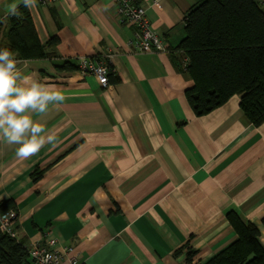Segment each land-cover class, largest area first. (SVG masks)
<instances>
[{
    "label": "crops",
    "instance_id": "1",
    "mask_svg": "<svg viewBox=\"0 0 264 264\" xmlns=\"http://www.w3.org/2000/svg\"><path fill=\"white\" fill-rule=\"evenodd\" d=\"M117 1L38 0L28 10L39 41L58 44L52 59L15 53L17 66L66 100L39 118L58 133L56 148L20 160L0 143V204L13 203L20 241L49 234L80 264H188L189 251L204 264L237 240L231 213L264 247V122H250L239 97L200 117L186 99L193 81L178 47L196 0H131L169 50L145 55L129 47L134 27ZM11 2L0 0V48ZM81 56H111L107 88L78 73Z\"/></svg>",
    "mask_w": 264,
    "mask_h": 264
},
{
    "label": "trees",
    "instance_id": "2",
    "mask_svg": "<svg viewBox=\"0 0 264 264\" xmlns=\"http://www.w3.org/2000/svg\"><path fill=\"white\" fill-rule=\"evenodd\" d=\"M22 18L7 17L6 48L22 60L55 58L58 39L42 44L28 9ZM185 38L178 50L189 59L186 73L193 87L186 92L197 117L239 97L240 108L256 126L264 122V14L258 0H196L184 18ZM182 56V55H181ZM65 63L59 69L69 67ZM77 69V67H76ZM113 74L109 75L112 76ZM41 177L35 174V180ZM3 212L14 210L12 202L0 204ZM227 219L237 240L204 264H264L260 233L235 214ZM193 252L187 253L191 264ZM0 264H31L25 244L0 233Z\"/></svg>",
    "mask_w": 264,
    "mask_h": 264
},
{
    "label": "clouds",
    "instance_id": "3",
    "mask_svg": "<svg viewBox=\"0 0 264 264\" xmlns=\"http://www.w3.org/2000/svg\"><path fill=\"white\" fill-rule=\"evenodd\" d=\"M37 3L38 0H13L6 5L4 19H20L21 6L31 11ZM17 65L16 54L9 48H0V143L16 146V157L26 160L46 145L51 146L50 150L58 146V133L49 130L39 118L52 106L63 104L66 96L55 84L23 74Z\"/></svg>",
    "mask_w": 264,
    "mask_h": 264
},
{
    "label": "built area",
    "instance_id": "4",
    "mask_svg": "<svg viewBox=\"0 0 264 264\" xmlns=\"http://www.w3.org/2000/svg\"><path fill=\"white\" fill-rule=\"evenodd\" d=\"M41 4H52L58 0H39ZM260 3L263 0H259ZM116 13L122 23L134 27L132 38L128 45L136 54H167L169 50L159 36L151 28L146 18L145 9L135 5L131 0H118ZM184 24V21H183ZM182 55V69L186 71L189 59ZM111 56L105 58H89L81 56L77 60V71L82 76H92L97 79L102 88L109 86V75L113 74L110 65ZM18 214L15 210L6 212L0 209V233L16 242H21L17 229ZM57 240L49 234L42 240L25 245L31 264H80L79 257L72 254L70 247L57 248ZM47 258V259H45Z\"/></svg>",
    "mask_w": 264,
    "mask_h": 264
}]
</instances>
